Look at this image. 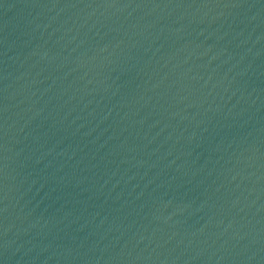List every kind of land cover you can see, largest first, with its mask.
Here are the masks:
<instances>
[{"label": "water", "instance_id": "water-1", "mask_svg": "<svg viewBox=\"0 0 264 264\" xmlns=\"http://www.w3.org/2000/svg\"><path fill=\"white\" fill-rule=\"evenodd\" d=\"M263 123L264 0H0V264Z\"/></svg>", "mask_w": 264, "mask_h": 264}]
</instances>
